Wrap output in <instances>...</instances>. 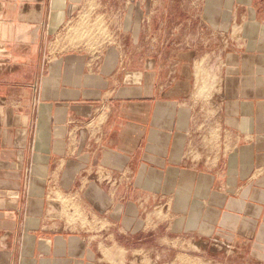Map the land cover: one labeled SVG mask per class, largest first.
Returning <instances> with one entry per match:
<instances>
[{"label":"crops","instance_id":"0c3cea01","mask_svg":"<svg viewBox=\"0 0 264 264\" xmlns=\"http://www.w3.org/2000/svg\"><path fill=\"white\" fill-rule=\"evenodd\" d=\"M0 264H264V0H0Z\"/></svg>","mask_w":264,"mask_h":264},{"label":"rangeland","instance_id":"374dc122","mask_svg":"<svg viewBox=\"0 0 264 264\" xmlns=\"http://www.w3.org/2000/svg\"><path fill=\"white\" fill-rule=\"evenodd\" d=\"M96 30H92V29H87L84 32H82L81 36L84 38H87L88 40L91 38L96 40L97 39V34H96ZM103 32V31H101ZM214 240H218V242H215V245L218 247H224V245H222L220 239H214Z\"/></svg>","mask_w":264,"mask_h":264},{"label":"built area","instance_id":"2783aa9c","mask_svg":"<svg viewBox=\"0 0 264 264\" xmlns=\"http://www.w3.org/2000/svg\"><path fill=\"white\" fill-rule=\"evenodd\" d=\"M215 242H218V240H214Z\"/></svg>","mask_w":264,"mask_h":264},{"label":"bare ground","instance_id":"6f19581e","mask_svg":"<svg viewBox=\"0 0 264 264\" xmlns=\"http://www.w3.org/2000/svg\"><path fill=\"white\" fill-rule=\"evenodd\" d=\"M62 207V206H61Z\"/></svg>","mask_w":264,"mask_h":264}]
</instances>
